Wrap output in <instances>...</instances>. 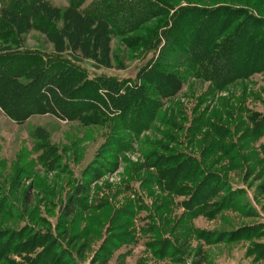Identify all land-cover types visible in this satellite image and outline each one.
Listing matches in <instances>:
<instances>
[{"label": "rangeland", "instance_id": "obj_1", "mask_svg": "<svg viewBox=\"0 0 264 264\" xmlns=\"http://www.w3.org/2000/svg\"><path fill=\"white\" fill-rule=\"evenodd\" d=\"M196 3L247 11L235 52L220 66L194 57L166 70L180 90L156 81L147 102L125 112L103 81L123 84L126 98L128 88L140 92L175 22L155 19L130 33L116 23L109 67L57 54L41 32L26 36L21 53L69 61L89 90L67 100L80 106L73 119L37 114L18 123L0 107V264H95L107 252L108 264H264V0ZM153 28L159 39L151 42Z\"/></svg>", "mask_w": 264, "mask_h": 264}, {"label": "trees", "instance_id": "obj_2", "mask_svg": "<svg viewBox=\"0 0 264 264\" xmlns=\"http://www.w3.org/2000/svg\"><path fill=\"white\" fill-rule=\"evenodd\" d=\"M54 1L60 0H2L0 107L10 119L18 123H24L29 117L37 114H52L63 119H73L78 115L76 109L80 106L73 104V107H69L67 100L74 102L89 90L85 87L87 78L82 70L69 61L55 58L46 63L43 56L38 53L28 51L21 53L26 36L31 31L45 34L57 54L71 51L84 59H91L109 67L110 53H112L110 41L118 31L116 23L126 24V27L123 25L119 32L130 33L139 30L143 23L155 19L162 24L161 26L169 24L170 21L175 22L173 28L161 34L165 44L155 65L141 74L140 79L143 80V84L139 88L140 92L128 88L129 96L126 98L127 94L119 95L123 84L110 80L103 81L102 84L107 89L118 95V99L111 96L112 101L125 112L136 100L140 103L147 102L152 85L156 81L163 82L175 92L180 90V80L174 75L167 74L168 69H181L194 57H209L211 63L214 61L218 62L219 66L222 65L221 60L230 58L235 52V45L239 43L237 30L238 32L245 30L243 34L245 35L244 26L250 22V17L243 8L218 6L198 9L195 6L196 0H180L178 5H185L180 8L174 3L178 0H129V2L119 0L115 3L112 2L113 0H93L86 7L84 5L87 0H72L65 7L55 5ZM94 1L97 3L92 5ZM172 11L174 13L170 15ZM185 21L186 24H190L191 21V33L188 36L184 34L185 38H182L179 29L182 28L184 32ZM177 24L180 26L176 31ZM234 25H236L235 30L219 40L222 33L227 32ZM257 25L259 27L254 21L249 26L255 30ZM152 32L151 42L159 39V29L157 31L153 28ZM205 34L208 35L207 38ZM191 42L192 45L188 47ZM181 45L185 49H180ZM25 60L27 63L21 65V61ZM17 61H20V64H17L14 70ZM20 78L26 79V82L20 81ZM34 93L40 95L35 104L25 110L19 107L18 101L30 98ZM50 94L53 95V101L49 98ZM69 208L73 209V206ZM72 215L71 210L65 218L68 220ZM62 229L65 232L67 230L66 227ZM65 234L67 240L71 238L68 231ZM108 263L107 252L95 264ZM196 264H203V261Z\"/></svg>", "mask_w": 264, "mask_h": 264}]
</instances>
